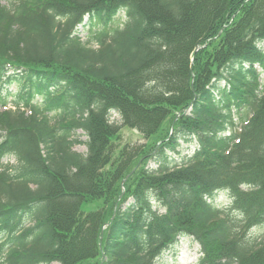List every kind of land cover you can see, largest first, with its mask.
Masks as SVG:
<instances>
[{
    "label": "trees",
    "instance_id": "trees-1",
    "mask_svg": "<svg viewBox=\"0 0 264 264\" xmlns=\"http://www.w3.org/2000/svg\"><path fill=\"white\" fill-rule=\"evenodd\" d=\"M85 15L104 27L83 40ZM255 65L264 0L0 1V104L16 86L0 110V264H154L183 232L199 264H264V235L249 237L264 224ZM124 127L144 142L122 143ZM189 137L192 158L169 161ZM222 189L228 211L205 199Z\"/></svg>",
    "mask_w": 264,
    "mask_h": 264
},
{
    "label": "rangeland",
    "instance_id": "rangeland-1",
    "mask_svg": "<svg viewBox=\"0 0 264 264\" xmlns=\"http://www.w3.org/2000/svg\"><path fill=\"white\" fill-rule=\"evenodd\" d=\"M1 2H3V0H0ZM126 17L123 16L122 13L117 14L115 16V20H114V24H116L115 26H122L123 22L125 21ZM104 27L103 24L97 22V20L92 19L89 20L88 16L85 17L83 23L78 27L77 32L80 35V37L85 40L86 38H88L90 36L91 32H94L96 30L102 29ZM260 70V69H259ZM260 78H261V82L264 83V72H261L260 74ZM16 91V86L13 85L12 87H10L8 89V91H3V95L6 97V101L7 107H12V101L14 100V95L13 93ZM7 92L9 94H7ZM4 109V106L2 104H0V109ZM114 120L117 123H120V119L119 116L115 115L114 116ZM121 134H122V143H130V144H137V143H143L144 139L143 137L134 129H128V128H122L121 130ZM75 137H77L79 139V143L75 144L73 149L80 152V153H85L87 151L86 149V140L87 137L86 135L82 132V131H76ZM179 149V153H172V152H167V154L169 155V161H176V162H180L182 161L186 156L187 153H191L193 148L190 151H187L185 148V144L182 143V145L178 148ZM161 160V157L157 156L154 157L152 159H150L149 163H148V167L149 168H155L156 164ZM13 162V158L12 157H6L3 159V163L5 162ZM224 203L223 199L220 195H218V197L215 199V203L219 205V203ZM221 205V204H220ZM87 206V205H84ZM261 235H264V224L261 226H256L253 227L250 232H249V236L250 238H259ZM176 250H177V259L176 261L173 258V255L171 256L170 253H167L164 256V260L163 262H166V260H168V264H187L189 263V261L196 257V253L198 250V245L190 240H180L178 242V244L176 245ZM56 264V263H53Z\"/></svg>",
    "mask_w": 264,
    "mask_h": 264
}]
</instances>
